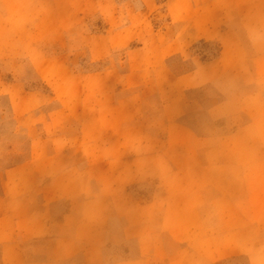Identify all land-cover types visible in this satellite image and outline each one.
Instances as JSON below:
<instances>
[{"label": "rangeland", "instance_id": "rangeland-1", "mask_svg": "<svg viewBox=\"0 0 264 264\" xmlns=\"http://www.w3.org/2000/svg\"><path fill=\"white\" fill-rule=\"evenodd\" d=\"M32 157L28 259L78 229L100 264H264V0H0V192Z\"/></svg>", "mask_w": 264, "mask_h": 264}, {"label": "crops", "instance_id": "crops-1", "mask_svg": "<svg viewBox=\"0 0 264 264\" xmlns=\"http://www.w3.org/2000/svg\"><path fill=\"white\" fill-rule=\"evenodd\" d=\"M42 172L41 169L37 168L32 157L26 162L10 167L2 177L0 199L5 203H15L13 208L0 213V256L2 264H68L66 259H70L82 248L85 253L89 251L92 254V259H95L93 263L100 264L99 252L102 244L101 234L98 230L97 233H92L97 234L96 242L93 244L86 242L81 246L80 243L84 239L80 240L77 229L72 233L58 234L55 242L50 240L48 246L45 247L44 245L45 249L51 251V255H45L43 260L28 259L24 254V244H31L29 250L34 253L33 255H36V252L40 251L37 245H42L49 237L46 219L51 212V197L47 195V183L50 179L42 175ZM43 189L42 194L40 190ZM49 193L50 191H48ZM263 232L264 185L260 184L258 187L256 186V250H263L261 247L263 239L261 234ZM71 242L74 248L68 249V246L72 244ZM118 264L145 263L139 260H126Z\"/></svg>", "mask_w": 264, "mask_h": 264}]
</instances>
